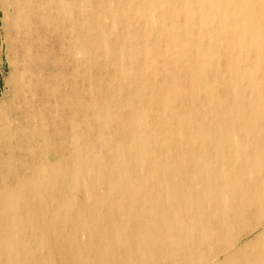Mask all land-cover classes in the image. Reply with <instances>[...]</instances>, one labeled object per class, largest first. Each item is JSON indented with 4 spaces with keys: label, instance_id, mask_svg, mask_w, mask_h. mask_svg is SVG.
Returning a JSON list of instances; mask_svg holds the SVG:
<instances>
[{
    "label": "bare ground",
    "instance_id": "6f19581e",
    "mask_svg": "<svg viewBox=\"0 0 264 264\" xmlns=\"http://www.w3.org/2000/svg\"><path fill=\"white\" fill-rule=\"evenodd\" d=\"M10 7L0 264H264V0ZM68 34L112 69L71 65L90 101L68 95Z\"/></svg>",
    "mask_w": 264,
    "mask_h": 264
},
{
    "label": "rangeland",
    "instance_id": "374dc122",
    "mask_svg": "<svg viewBox=\"0 0 264 264\" xmlns=\"http://www.w3.org/2000/svg\"><path fill=\"white\" fill-rule=\"evenodd\" d=\"M13 1L14 0H0V103L2 101H5V99H6V102H7L8 100L11 99V96H12V99H13V95H10V93L12 94V89H13L12 87L14 86V84H16V80H17L14 77L15 71L12 69V67L14 66L13 68L15 69V67H16L15 62L17 60L16 57L18 55L16 56L15 53L11 52L10 50L8 51V47H9V44H8V31L6 29V23L3 20L5 13H7L8 15H11L13 13L12 12L13 9H12V7H10L11 6V3ZM9 2H11V3H9ZM51 2L52 1H50L49 6H48L49 9H47V10H49L48 11L49 14H54V10L52 8L53 7L52 6L53 4H51ZM146 12H148L150 14L151 13L155 14L154 13L155 12L154 10H149V11H146ZM105 21L108 22L107 20H105ZM68 32H69V28H68ZM43 35L46 38L50 37V33L48 31H45L43 33ZM62 36H65V34H63ZM46 43H47L46 47H48V45L50 44L49 45V48H47V51L48 50L50 51V47H51V45L53 46V44H51L50 41H46ZM144 43H148V41L145 40ZM10 53L13 54V56L11 55L13 57V60H12V57H10ZM86 55H89L91 57V62H92V65H93L92 73L94 75L100 77V82L99 83H101V81H103V80L104 81L106 80V75H108L109 77H112L113 76L111 74L112 73V69L111 68H102V69L99 68L100 65H102L101 64L102 63V56H100L98 53H95V52H93L91 54L88 53V52L84 53L82 51V49H80V46L79 45H77V44H75V42H72L71 41L70 36L68 34V95L71 94L72 91H76L77 93H79V97H80L79 99L80 100L90 101L89 91L94 86H95L96 94L98 96H101V94H102V91H101L102 89L98 86V82L92 81L91 79H89V77L86 74H81V75H78L74 79L73 85H70V82L74 78L73 74H71V65L73 63H75L76 61H82L83 60V57L86 56ZM168 55H170V53L169 52L168 53L165 52L164 55H161V58L160 59H156L155 58V63H157L159 65L160 61L163 58H165L166 56H168ZM18 58H20V57H18ZM114 61H115V59H114ZM95 65H96V67H95ZM78 67L80 68V70H84L85 64L80 63L78 65ZM169 67L172 68V66H169ZM173 67H174L175 73H179L180 72L179 69H177L178 68L177 66H173ZM175 67H177V68H175ZM44 70H50V67L47 66ZM258 70H260V68ZM146 72H147L146 74H149V71H146ZM259 72L260 71H256L255 72V75L259 74ZM40 74H44V73L41 72ZM179 74H181V73H179ZM12 75H13V77L15 79L13 77H12V79H10ZM155 76H157V77H155V80L157 81L158 80L157 78L159 76L156 75V74H155ZM112 79L110 81V85H112V87L113 86H116L118 84H121V85L123 84V82H122L123 79L121 77V74L118 75L117 80H116V78L114 80V77ZM118 80H119V82H118ZM10 81H11V83H10ZM64 81H65V79H64ZM246 83H247V80H244V83L242 82L241 83L242 85H240L241 90L244 93V95L246 94V91L245 90L247 89V87L245 86ZM10 84H12V85H10ZM49 84H52V83L50 82ZM244 86H245L246 89L244 88ZM9 89H10V91H9ZM5 94L7 96H5ZM9 97H10V99H7ZM97 107L98 106L96 105L95 106V109H97ZM102 111H104V109H102ZM206 115L207 114H205V116ZM187 128H189V125H187ZM2 158H0V160H2ZM2 165H4V158H3V162L0 161V167ZM243 242H245V239L241 243H243ZM70 256L71 255L68 254V258ZM103 256L105 257L106 255H103ZM95 261L98 262V257L95 258Z\"/></svg>",
    "mask_w": 264,
    "mask_h": 264
}]
</instances>
